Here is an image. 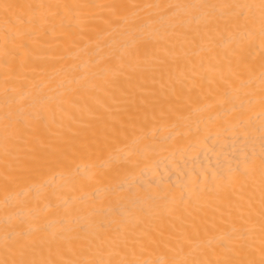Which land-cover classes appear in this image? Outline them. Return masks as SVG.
Listing matches in <instances>:
<instances>
[{"label":"bare ground","instance_id":"6f19581e","mask_svg":"<svg viewBox=\"0 0 264 264\" xmlns=\"http://www.w3.org/2000/svg\"><path fill=\"white\" fill-rule=\"evenodd\" d=\"M0 264H264V0H0Z\"/></svg>","mask_w":264,"mask_h":264}]
</instances>
